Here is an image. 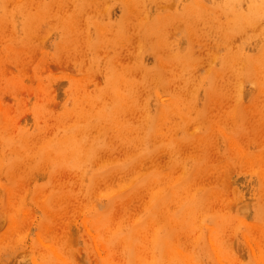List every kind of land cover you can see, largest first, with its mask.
I'll list each match as a JSON object with an SVG mask.
<instances>
[{"label": "rangeland", "instance_id": "rangeland-1", "mask_svg": "<svg viewBox=\"0 0 264 264\" xmlns=\"http://www.w3.org/2000/svg\"><path fill=\"white\" fill-rule=\"evenodd\" d=\"M220 1L0 0V264H132L150 220L141 261L177 230L214 264V217L232 264L264 260V17L229 30ZM173 183L188 227L184 199L150 210Z\"/></svg>", "mask_w": 264, "mask_h": 264}, {"label": "bare ground", "instance_id": "bare-ground-1", "mask_svg": "<svg viewBox=\"0 0 264 264\" xmlns=\"http://www.w3.org/2000/svg\"><path fill=\"white\" fill-rule=\"evenodd\" d=\"M241 2L246 3L245 12H242L240 9H238ZM213 11L218 19L221 18L220 15H224L222 20L224 19L223 24H226L227 29L235 30L236 26L242 27L245 24H255V22L259 18L264 17V0H221L220 2L213 4ZM262 40L264 46V26L262 29ZM146 121L149 122V124L148 129L145 132L146 135L144 133V136L146 137V139L144 140V144L146 143L148 137H153L155 125V119L150 114L146 115ZM78 146L79 144L72 137H69L63 144V148L69 152H76L78 150ZM145 152L146 150H142L143 155L145 154ZM53 156H55L56 158H62V152L55 153L53 154ZM158 179V175L150 177L147 181L149 188H152L154 182H157ZM171 180L172 179L170 177L165 179L166 183L170 182ZM183 189V184L173 183V185H171L170 189L167 190L164 195L160 196L156 200H153L154 202L152 203V205H150V210H153L157 207L167 206L169 201L175 202V200L177 199H184L179 205L180 212L178 213L180 214L177 216L176 221L179 223L180 227L181 225L188 227L195 210L194 204L196 198L194 196H189L187 198L176 196V193L180 192ZM215 220L216 217L212 219V221H214L213 225L207 227V234H203L201 239L214 264H232L229 254L218 244V232L215 230V228L216 226H219V224H217L218 221ZM150 223L151 220L146 222L143 226H140L138 230L131 229L132 233L123 238V243L126 247L130 246L129 244H131V249L127 248V255L130 252L132 253L131 255H129V258L132 260V264L146 263L145 261H141L142 257L138 256V254L140 248L142 247L144 238L148 236V232L150 231V229L148 228V225ZM213 228L214 230L211 231ZM136 230L137 237L133 240V232H135ZM176 231L177 230H170V239L164 236V238L160 240H153L154 247L157 246L160 250V255H158L155 263L153 264H172L174 260L180 261L184 264H197L194 260V257L190 253H186L175 243L176 239L173 235L177 234L175 233ZM249 236V234H245L247 240L250 239ZM251 256L254 264H264V260H262L261 254L257 255L256 252L251 251Z\"/></svg>", "mask_w": 264, "mask_h": 264}]
</instances>
